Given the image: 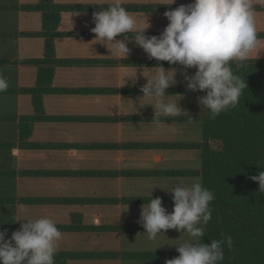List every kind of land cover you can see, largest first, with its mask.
Returning a JSON list of instances; mask_svg holds the SVG:
<instances>
[{
    "label": "crops",
    "instance_id": "obj_1",
    "mask_svg": "<svg viewBox=\"0 0 264 264\" xmlns=\"http://www.w3.org/2000/svg\"><path fill=\"white\" fill-rule=\"evenodd\" d=\"M97 2L104 8L119 3L137 29L148 19L145 35L158 36L168 23L163 13L192 0H53L57 24H46L40 0H0V78L7 85L0 90V230L7 239L20 216H47L61 232L57 253L71 255L67 264H165L179 255L174 245L191 237L169 229L149 239L137 221L151 195L170 212L165 189L201 182L196 117L205 114L197 102L204 94L186 88L184 74L192 68L160 65L123 34L116 39L130 49L126 58L117 43L96 42ZM253 5L257 42L247 59H264V0ZM54 25V57L73 65L54 69L42 95L41 115L50 119L36 120L24 137L22 119L38 117L32 92L37 61L45 57L44 30ZM157 65L175 69L165 99L181 95L178 115H154L147 104L153 99L140 91ZM135 74L133 83L127 77Z\"/></svg>",
    "mask_w": 264,
    "mask_h": 264
},
{
    "label": "clouds",
    "instance_id": "obj_2",
    "mask_svg": "<svg viewBox=\"0 0 264 264\" xmlns=\"http://www.w3.org/2000/svg\"><path fill=\"white\" fill-rule=\"evenodd\" d=\"M173 3L175 0H170L168 5ZM100 7V11L93 13L95 26L91 29L98 37L96 42L117 43L126 58L130 49L124 40L132 39L149 58L167 61L170 65L179 64L185 69L194 68L193 74H184L186 88L204 93L197 97L200 111H208L213 119L239 103L247 85L234 74L231 62L245 61L256 45L253 0H192L187 5L181 4L163 13L168 23L158 36L145 35L148 19L144 27L137 29L135 19L119 3ZM129 32L135 34L128 37L125 34ZM121 34L124 40L116 39ZM157 67L159 72L143 75L146 83L140 91L143 96L153 99L154 103L147 104L154 108V115L165 118L178 115L183 110L178 103L181 95L173 101L165 99L169 95L165 90L176 83L175 69L169 72L163 66ZM127 78L135 83L136 74ZM6 87L0 78V90ZM250 179L258 182L256 193L264 195V171ZM165 190L171 193L172 211L162 205L160 197L151 195L150 202L141 206L137 221L149 239H155L160 232L169 229L179 233L186 231L191 237L174 245L179 255L166 260L165 264H219L223 260V246L232 247L231 235L225 234L220 240L204 243L201 241L204 228L199 226L206 225L211 219L209 205L214 193L198 179L190 185L175 183ZM15 221L20 222V227L7 239V230H0V264H55L61 238L55 222L47 216L30 218L26 214Z\"/></svg>",
    "mask_w": 264,
    "mask_h": 264
},
{
    "label": "trees",
    "instance_id": "obj_3",
    "mask_svg": "<svg viewBox=\"0 0 264 264\" xmlns=\"http://www.w3.org/2000/svg\"><path fill=\"white\" fill-rule=\"evenodd\" d=\"M40 3L44 20L48 19L46 24H57L60 10L53 0H40ZM55 27L44 30L45 57L37 61L38 84L32 92L38 117L22 119L20 128L24 137L36 120L50 119L41 115L42 95L50 91L54 69L73 65L54 57ZM231 68L247 85L239 103L214 119L206 110L203 116L196 117L201 127V141L196 144L201 151L200 180L214 193L209 205L211 219L206 225H199L204 228L201 241L208 243L222 239L225 234L231 235L232 247L223 246V260L219 264H264V195L256 193L258 182L250 179L264 171V59L233 61ZM70 257L56 253L54 262L67 264Z\"/></svg>",
    "mask_w": 264,
    "mask_h": 264
},
{
    "label": "rangeland",
    "instance_id": "obj_4",
    "mask_svg": "<svg viewBox=\"0 0 264 264\" xmlns=\"http://www.w3.org/2000/svg\"><path fill=\"white\" fill-rule=\"evenodd\" d=\"M191 70H192L191 74H193V73H194L193 68H192ZM180 90H182V89H180ZM192 92H193V91H192Z\"/></svg>",
    "mask_w": 264,
    "mask_h": 264
}]
</instances>
